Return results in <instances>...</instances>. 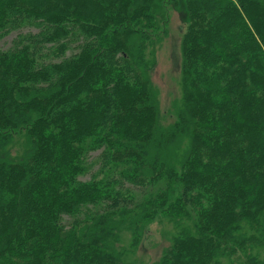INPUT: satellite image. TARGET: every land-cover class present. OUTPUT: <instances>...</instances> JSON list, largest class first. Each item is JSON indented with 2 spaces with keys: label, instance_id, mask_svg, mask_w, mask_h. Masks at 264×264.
<instances>
[{
  "label": "trees",
  "instance_id": "1",
  "mask_svg": "<svg viewBox=\"0 0 264 264\" xmlns=\"http://www.w3.org/2000/svg\"><path fill=\"white\" fill-rule=\"evenodd\" d=\"M159 1L0 0V264H264V0H184L167 123Z\"/></svg>",
  "mask_w": 264,
  "mask_h": 264
},
{
  "label": "rangeland",
  "instance_id": "2",
  "mask_svg": "<svg viewBox=\"0 0 264 264\" xmlns=\"http://www.w3.org/2000/svg\"><path fill=\"white\" fill-rule=\"evenodd\" d=\"M159 12L166 13L168 17L167 36L156 49V65L152 72V82L156 88L163 123L171 121L173 111L171 102L178 96L180 76V41L186 29L187 14L184 0H177L174 5L157 3ZM171 227L165 222L153 220L136 243L129 248L127 232L122 235L121 244L127 249L126 264H152L159 259L165 246L169 244L167 233Z\"/></svg>",
  "mask_w": 264,
  "mask_h": 264
}]
</instances>
